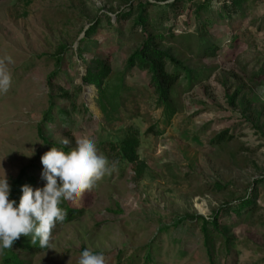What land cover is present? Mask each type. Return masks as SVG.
<instances>
[{
  "label": "rangeland",
  "instance_id": "obj_1",
  "mask_svg": "<svg viewBox=\"0 0 264 264\" xmlns=\"http://www.w3.org/2000/svg\"><path fill=\"white\" fill-rule=\"evenodd\" d=\"M135 1L0 0V65L11 78L7 91L0 92V167L8 183L35 159L41 165V155L51 148L39 126L48 143L68 150L78 139L89 138L112 167L80 199L84 215L56 225L48 251L22 257L31 264H78L82 249H88L102 253L105 264H115L122 249L130 253L152 243L158 247L156 259L168 264H211L197 222L187 220L175 227L173 220L194 214L211 217L256 186L261 220L233 216L221 226L230 244L219 235L211 244L214 264H264V181L254 183L264 177V0H246L242 13L228 20L217 18L221 6L216 2L199 20L194 1L178 2V15H171L168 25L184 33L212 19L209 43L219 47L217 55L202 56L194 35L166 42L171 54L192 71L191 81L184 72L173 88L176 112L167 117L148 77L134 69L124 80L123 103L108 121L97 105V87L85 83L83 76L90 56L105 59L112 72L124 69L143 34L131 28L133 17L120 18L114 28L106 27L105 19L116 24L120 12ZM148 1L153 3L150 18L159 19L169 14L167 4L173 0ZM99 21L98 31L86 39ZM81 39L86 48L82 55ZM62 44L67 49L53 84L73 94L75 107L53 92V114L59 107L68 114L44 126L43 114L49 108L46 80L58 68L56 53ZM261 69L260 79L253 78ZM125 127L140 130V180L134 179L132 165L119 162L117 138ZM220 133L231 139L213 144ZM43 183L39 179L35 188ZM216 184L224 188L216 190ZM161 225L168 227L166 232L158 231Z\"/></svg>",
  "mask_w": 264,
  "mask_h": 264
},
{
  "label": "trees",
  "instance_id": "obj_2",
  "mask_svg": "<svg viewBox=\"0 0 264 264\" xmlns=\"http://www.w3.org/2000/svg\"><path fill=\"white\" fill-rule=\"evenodd\" d=\"M185 0H173L168 3L169 14L166 16H160L159 19L150 18L148 7L153 5L150 1L136 0L134 3L127 5L125 9L120 12V15L116 18V24L113 23L109 17L105 19V26L114 28L118 27L120 18L129 19L133 17V27H138L143 34L142 40L134 51L129 55L125 62L124 69L117 72H112V68L105 59L89 57V64L87 65L83 81L89 85H95L98 91L97 105L101 112L104 114L106 120L110 121L113 116L118 112L121 104L123 103L122 94L126 91L125 78L133 70H137L145 73L148 77V85L152 89L153 94L156 97V102L159 107H163L167 113V117H171L177 109L173 106L175 103L173 99L174 87H178L181 76L184 72L189 76L191 81L192 71L187 70L184 65L171 54L170 49H167L164 45L166 42L175 40L178 36L180 38H186L193 36L199 39V47L202 56L213 57L217 55L219 47L217 45L209 43V31L208 27L213 24L212 19H205V21L198 22L197 27L193 30H189L184 33H176L175 29L168 25L170 16H177L179 5L178 2ZM194 1L195 16L199 20L202 12H205L210 6L216 2L221 7L217 12V18L219 19H232L242 13V7L246 0H199L196 3ZM180 14V13H179ZM159 20V21H158ZM102 21L93 25L86 33V39L89 40L93 36L98 28L101 26ZM130 28V29H131ZM83 40L81 39L78 44V52L80 55L85 54L86 48L80 45ZM88 48V47H87ZM67 49V46L62 44L56 53L57 66L52 73L47 77L46 83L49 92V108L43 114L42 124L49 126L55 124V117L66 116L67 111L59 107L56 111L57 114H53L52 109L55 108L54 98L57 95H53V92L58 91V96L62 102H69L70 105L75 107L74 96L71 92H68L64 87L54 88L53 81L57 77L60 64L62 62V54ZM84 60V59H83ZM262 69L256 72L253 78L260 79V73ZM240 89L229 97L230 103L235 100L236 94ZM243 103V101H242ZM83 106L85 105L82 103ZM87 110V109H86ZM115 113V114H114ZM150 132V130H148ZM43 128L39 126V134L45 143L51 147L59 148L65 152L69 151L66 147L56 144L48 143V140L43 136ZM122 135L117 138V154L120 158L119 162L125 165L133 166L134 179L140 180L143 175L144 165L140 162L139 146H140V130L136 127H125L121 130ZM231 139V136L220 133L212 140L213 144L220 145L226 143ZM42 171V165L37 164L36 159L32 165L28 168H23L17 177L10 184V198L18 202L21 195L20 188L24 184H28L35 188L37 186L40 174ZM264 181V177L255 180V184L258 185ZM216 190H222L224 186L216 184ZM256 186L251 189L249 193L242 196L237 204L225 203L220 207L211 217H204L200 214L186 215L178 217L173 220L172 226L178 227L181 224H185L187 220L192 222L196 221L199 225L203 235V244L206 246L208 257L211 264H214L213 248L211 239L214 236H221L229 245L231 239L227 236V231L222 229L221 226L225 224L233 216L237 219H254L259 217L260 207L257 204V192ZM87 190L82 192L78 198L73 201H62L59 205L66 213L65 220L59 224H66L77 220L82 217L86 212V208L79 205L80 199L84 196ZM255 191V192H254ZM261 220V217H259ZM228 223V222H227ZM226 223V224H227ZM58 225V224H56ZM55 225V226H56ZM168 227L161 225L158 229L159 232H166ZM210 228L212 231H210ZM214 232V233H211ZM54 233V228L51 234ZM51 244V242H50ZM50 248H40L38 242L32 244L30 238L21 235L16 239L11 248L1 251V264H31L30 261L24 259L22 256L34 257L37 254L44 253ZM157 249V250H156ZM84 250V249H82ZM126 249H122L118 254V259L115 264H168L163 259H156V253L158 247H153L152 243L139 246L132 250L130 253L125 252ZM228 250V247L226 251ZM264 251V249H263ZM97 253V252H94ZM128 254V255H127ZM183 254H185L183 252Z\"/></svg>",
  "mask_w": 264,
  "mask_h": 264
},
{
  "label": "clouds",
  "instance_id": "obj_3",
  "mask_svg": "<svg viewBox=\"0 0 264 264\" xmlns=\"http://www.w3.org/2000/svg\"><path fill=\"white\" fill-rule=\"evenodd\" d=\"M10 75L0 65V92L7 91ZM67 144V140H62ZM42 187L24 184L18 202L10 198V184L0 167V251L11 248L21 235L40 248H51L50 235L56 224L65 220L59 206L73 201L91 189L112 170L105 156L98 153L96 144L87 137L78 139L75 148L67 152L51 147L40 157ZM78 264H105L102 253L82 250Z\"/></svg>",
  "mask_w": 264,
  "mask_h": 264
}]
</instances>
